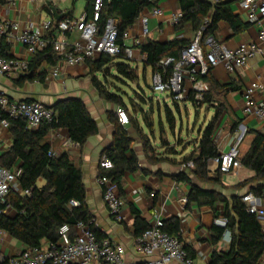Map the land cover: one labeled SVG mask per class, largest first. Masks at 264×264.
<instances>
[{
  "label": "crops",
  "instance_id": "1",
  "mask_svg": "<svg viewBox=\"0 0 264 264\" xmlns=\"http://www.w3.org/2000/svg\"><path fill=\"white\" fill-rule=\"evenodd\" d=\"M231 1V11L238 17L244 28L235 33L228 24L219 22L213 38L223 43L228 49H235L242 43L256 42L259 27L246 21L245 12L239 6V0ZM51 9L55 10L56 17L63 16L61 20L68 18L76 22L75 32L68 35L69 41L77 38L80 27L78 20L84 16L89 18L92 11L89 0H4V4L0 5V20L16 23L21 30H31L45 22H57ZM155 9L160 10V15H152ZM178 12L177 0H158L155 7L144 10L136 23L130 28L129 37L125 41L126 46L133 47L134 58L131 61L124 58L116 59L104 69L112 70L115 64L124 63L133 71L142 66V70L149 69L152 75L151 68L145 65L144 55L141 54L139 48L133 46L134 39L140 33L141 18L148 17L149 36L147 41L159 44L184 41L189 44L194 35L189 25L175 29L170 24L172 16ZM261 28L264 29V21L261 22ZM58 35V31L54 28L44 32L43 39L47 43L44 49ZM0 51L5 57L28 59L24 47L8 39L2 41ZM53 68L43 61L37 68L36 75L45 77ZM102 72H95L91 75L87 65L84 67L62 66L57 78L48 79L45 77L42 83L37 78L34 81H23V77H0V90L12 101L39 102L50 108L57 102L68 99H78L83 102L88 113L97 124V134L89 138L80 147L69 141L67 131L63 129L51 130L46 138L47 144L54 156L67 154L72 164L80 170L86 194V205L94 219V225L104 238L124 248L126 262L143 260L134 250L135 221L138 218L148 226L152 222L150 213L154 208L159 212L164 222L177 220L176 234L189 256L193 259V264H209L214 252L226 253L229 249V245L223 243L222 239L216 244H212L214 228L212 222L214 218L221 216V207L216 208V211H218V215H216L214 211L206 206L198 207L194 203L188 205L187 202L181 205L180 200L187 198L191 188L186 182L177 181L176 177L180 173H184L193 185L219 192L226 198L234 194L241 197L248 193L249 189H245L246 191L243 194L239 193L241 191H233L228 196L216 187L210 188L207 185L198 183L189 173L190 168L183 169V167H172L166 164L148 163L145 160V151L141 144L135 141L134 130L129 125L126 130L132 140L130 150L137 159V169L131 173H126L120 181L119 196L124 202L121 211L123 221L116 222L107 211L102 200V190L97 184L100 175L107 173L99 167L102 160L101 155L113 143L114 126L108 116L112 115L117 120L116 110L118 108L116 104L104 101L92 84L93 76L104 85L101 80V78H105ZM204 81L208 85L213 101L210 104L209 111L215 115L217 108L220 110L216 123L218 128H215V143L219 153L228 150L232 142L231 134L235 123L247 126L248 134H251V142L253 133L264 134V129H261L255 121L244 119L242 115V93L244 89L252 82L264 83V60L252 59L244 69L234 74L227 73L222 66H219L212 70L209 77ZM107 91L109 94H115L109 90ZM11 146L12 137L8 129L0 127V159L10 150ZM127 156L129 157L130 154ZM12 169L15 172L18 171L20 164L16 162ZM253 175V172L241 168L236 182L228 183L223 180V175H221V184L227 188L234 187L238 183L252 178ZM208 176L209 178H215V175L211 174L210 171ZM226 176L236 177L234 174H227ZM44 184L45 182L40 179L36 186L40 189ZM151 194H154L153 198H150ZM6 215L13 216V212L7 210ZM47 244L48 242L43 241L41 246ZM26 249H28L26 246L12 239L8 234L0 232V254L13 258ZM91 264L102 263L93 262Z\"/></svg>",
  "mask_w": 264,
  "mask_h": 264
},
{
  "label": "trees",
  "instance_id": "2",
  "mask_svg": "<svg viewBox=\"0 0 264 264\" xmlns=\"http://www.w3.org/2000/svg\"><path fill=\"white\" fill-rule=\"evenodd\" d=\"M93 1L89 0L91 8ZM157 1L102 0L100 26L108 18L118 20L120 23L118 28L119 43L121 45L123 33L136 23L144 10L155 7ZM231 3V0H177L182 18L175 29L189 25L191 30L196 32L203 28V40L214 37L219 22L228 24L235 33L240 32L244 26L232 13ZM3 4L4 0H0V5ZM46 11L50 13L48 9ZM188 45L184 41H172L166 44L146 41L139 46V50L145 56L146 67L151 68L154 73L160 71L159 62L162 59L179 58L180 52ZM121 58L123 57H101L97 61L88 62L89 74L93 75L100 71L107 72L104 68ZM43 61L52 67L57 63L50 45L31 60L29 74L22 80L34 81L37 78L39 82H44L45 77L36 75V70ZM113 67L119 75L128 80L132 79L133 70L126 64L118 63ZM92 84L104 101L112 102L127 111L122 98L115 94H109L105 85L93 76ZM189 99L193 100L192 97ZM212 102L210 90H208L200 104L204 106L210 105ZM52 109L56 113L54 122L50 125L42 124L34 131L29 130L24 121L8 119L0 113V118L8 121V132L12 137V146L0 159V167L14 171L12 167L18 162L20 164V169L16 171L18 183L23 191L30 192L29 196L9 194L6 205L0 206V232L8 234L27 248H39L43 241L54 243L57 240V231L61 226L68 225L73 228L77 223L86 225L97 240L104 238L96 229L94 219L86 205V194L80 170L72 164L67 154L54 156L46 140L49 131L63 129L67 131L69 141L81 147L89 138L97 134V124L83 102L78 99L59 101ZM168 115H170L169 111ZM219 115L220 110L217 108L212 121L204 130L195 149L189 156L184 157L181 163H192L189 173L198 183L223 189L226 187L221 184L222 174L216 173L215 178H209L207 170L208 161L218 156L214 132ZM108 117L114 126L113 143L102 153L101 158L108 159L112 163L113 169L101 174L100 177L106 176L111 179L117 185L119 192L123 176L137 169V159L131 153L132 140L127 130L121 127L112 115ZM168 120L171 121V117ZM129 121L132 127L135 121L130 115ZM238 125L235 123L232 131H235ZM142 146L145 151L146 145L142 144ZM128 154H130L129 157ZM240 163L242 168L253 172L254 175L235 185L234 192L249 189V192L259 195L264 190V134L253 133L249 151L240 158ZM40 179L45 184L39 189L36 185ZM176 180L190 185L191 190L186 198L188 205L194 203L198 207H209L216 215H218L216 208L220 206L222 214L228 219V231L231 233L229 249L226 253L214 252L209 264H259L260 259L264 256V235H262L256 218L247 213L240 197L234 194L226 198L219 192L193 185L184 173H180ZM72 202L76 203L77 207H73ZM5 209L11 210L13 216L1 214V211ZM164 225V232L180 240L176 234L178 226L176 219L164 222ZM147 227L137 218L135 237L141 235ZM222 234L223 230L214 226L212 244H216L222 238Z\"/></svg>",
  "mask_w": 264,
  "mask_h": 264
},
{
  "label": "built area",
  "instance_id": "3",
  "mask_svg": "<svg viewBox=\"0 0 264 264\" xmlns=\"http://www.w3.org/2000/svg\"><path fill=\"white\" fill-rule=\"evenodd\" d=\"M239 6L244 10L246 21L259 27L256 42L242 43L235 49H228L223 43L212 37L203 40V28L194 32L189 45L180 52L179 58L169 57L159 62L160 71L151 75V90L159 94L169 95L176 104L199 105L208 85L204 81L212 70L222 66L229 74H234L245 68L252 59L264 60V29L261 22L264 21V0H239ZM102 0H94L89 18H80L78 23L77 38L69 41L68 35L75 32L76 22L71 19H63L58 22H45L31 30H21L19 25L0 20V47L4 39L19 44L26 50L27 60L5 57L0 51V77H25L29 74L32 58L47 43L43 39L44 32L52 28L59 35L50 46L57 59L52 71L45 77L57 78L60 67H84L88 62L99 60L101 57L116 58L122 56L131 61L134 58L133 47H128L125 41L129 37L127 29L119 43V21L108 18L100 26L102 13ZM153 16L160 15V10L155 9ZM182 18L178 12L171 18L170 24L175 27ZM207 23V22H205ZM149 36L148 17L141 18L140 33L133 41V46L139 48ZM145 61V56H144ZM192 97V101H190ZM242 115L244 119L255 121L261 129H264V83L252 82L242 93ZM0 113L8 119L24 121L29 130L39 128L42 124L50 125L56 118V113L39 102L12 101L0 90ZM117 121L126 129L130 125L128 112L122 108L116 110ZM0 127L8 129V121L0 118ZM216 132V131H215ZM214 132V141H215ZM248 134L245 124H239L232 132V142L226 152H218V156L207 164V170L211 174H234L241 170L238 149ZM102 171L113 169L112 163L102 158L99 163ZM189 162L183 169L191 168ZM183 169H181L183 171ZM208 171V172H209ZM97 184L102 190V200L110 216L116 222H122L121 215L124 202L121 200L117 185L106 176L97 179ZM10 193L20 196H29V191H23L17 180L16 172L0 167V206L6 205ZM154 194L150 195L153 198ZM248 214L254 216L264 235V190L259 195L248 192L240 197ZM184 198L180 204H186ZM73 207L77 204L72 202ZM8 209L1 211L6 214ZM152 222L147 229L135 238L134 250L143 258L138 262H126L123 247L112 243L109 239L97 240L91 230L83 223H77L73 228L68 225L61 226L57 231V240L39 248H28L18 256L8 258L0 254V264H193L183 243L174 236L164 232V220L156 209L150 213ZM213 226L223 230L222 241L226 245L231 242V233L228 231V219L221 216L213 219ZM264 264V256L259 261Z\"/></svg>",
  "mask_w": 264,
  "mask_h": 264
},
{
  "label": "rangeland",
  "instance_id": "4",
  "mask_svg": "<svg viewBox=\"0 0 264 264\" xmlns=\"http://www.w3.org/2000/svg\"><path fill=\"white\" fill-rule=\"evenodd\" d=\"M142 69L143 67L139 66L136 71H133L131 80L119 75L115 69H108L103 73L105 78L101 80L106 90L122 98L128 115L135 121L134 124H137L132 125L133 136L141 146L146 145L145 160L148 163L181 168L183 167L182 159L193 152L198 140L214 117L209 111L211 106L193 103L175 105L169 95L151 90V72L149 69L145 71ZM168 116L171 117V121L168 120ZM216 128H218L217 125ZM250 145L251 134L249 133L238 149L240 157L248 152ZM237 175L222 177L224 181L232 183L238 180ZM207 186L211 188V185ZM218 190L228 196L234 191L233 187L218 188ZM245 191L244 189L239 193L243 194Z\"/></svg>",
  "mask_w": 264,
  "mask_h": 264
},
{
  "label": "water",
  "instance_id": "5",
  "mask_svg": "<svg viewBox=\"0 0 264 264\" xmlns=\"http://www.w3.org/2000/svg\"><path fill=\"white\" fill-rule=\"evenodd\" d=\"M51 11H52V13H53V15H54L56 21H57V22H58V21H61V19H62L63 16H57V17H56V12H55V10H54V9H51ZM48 108H50V107H48ZM50 109H52V107H51Z\"/></svg>",
  "mask_w": 264,
  "mask_h": 264
}]
</instances>
